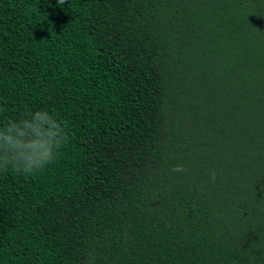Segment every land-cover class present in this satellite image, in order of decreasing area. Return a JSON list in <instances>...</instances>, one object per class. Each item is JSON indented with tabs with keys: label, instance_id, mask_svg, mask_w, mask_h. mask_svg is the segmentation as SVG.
<instances>
[{
	"label": "trees",
	"instance_id": "obj_1",
	"mask_svg": "<svg viewBox=\"0 0 264 264\" xmlns=\"http://www.w3.org/2000/svg\"><path fill=\"white\" fill-rule=\"evenodd\" d=\"M0 106L69 135L0 264H264V0H0Z\"/></svg>",
	"mask_w": 264,
	"mask_h": 264
},
{
	"label": "clouds",
	"instance_id": "obj_2",
	"mask_svg": "<svg viewBox=\"0 0 264 264\" xmlns=\"http://www.w3.org/2000/svg\"><path fill=\"white\" fill-rule=\"evenodd\" d=\"M63 5L66 0H57ZM0 106V112L6 111ZM69 135L67 125L47 109L26 111L19 119H10L0 126V170L9 168L23 175H34L56 161ZM173 172L185 171L176 165ZM216 172H210L212 181ZM94 264V261L90 262Z\"/></svg>",
	"mask_w": 264,
	"mask_h": 264
}]
</instances>
